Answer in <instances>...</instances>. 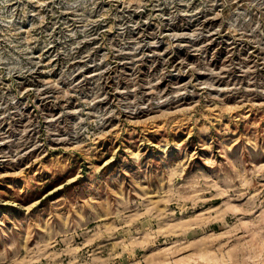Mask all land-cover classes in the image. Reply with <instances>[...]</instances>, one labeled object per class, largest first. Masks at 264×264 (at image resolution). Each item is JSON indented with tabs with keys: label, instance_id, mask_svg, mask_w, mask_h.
<instances>
[{
	"label": "rangeland",
	"instance_id": "1",
	"mask_svg": "<svg viewBox=\"0 0 264 264\" xmlns=\"http://www.w3.org/2000/svg\"><path fill=\"white\" fill-rule=\"evenodd\" d=\"M253 3L0 2V253L20 248L2 264H56L53 246L71 258L81 243L106 245L91 264H264V233L218 230L242 210L215 166L224 146L264 165V16ZM202 182L213 192L201 196ZM189 198L201 216L157 226Z\"/></svg>",
	"mask_w": 264,
	"mask_h": 264
},
{
	"label": "clouds",
	"instance_id": "2",
	"mask_svg": "<svg viewBox=\"0 0 264 264\" xmlns=\"http://www.w3.org/2000/svg\"><path fill=\"white\" fill-rule=\"evenodd\" d=\"M0 2L5 5L9 2V0H0ZM231 2H235V0H231ZM251 7H255L257 11H260L261 15L264 16V0H255V3L249 6V10ZM264 23V20L261 21ZM206 87H212V85H207ZM175 95L168 97V100L175 99ZM163 101L157 99L152 103L153 105H157ZM82 151L81 155L86 156L89 163H91L93 157L88 155L90 148L84 149L83 145L79 146ZM178 148H181L180 145H177ZM252 147L255 148V144H252ZM181 150H183L181 148ZM230 146H224L220 149V154L223 155L224 159L220 165H215V160L206 161V163H210L219 168V173L217 176V188L223 186L224 188V197L227 199L229 203H235L237 207H239L242 211L237 213L236 215H229L226 219H222L218 225V230H225L227 228L234 227L239 228L244 224H251L253 227L257 228L261 233H264V165H252L249 166L246 164L243 159L239 155L233 156L231 159L229 158ZM140 153H131L129 152V156L139 159ZM115 159V156L112 157ZM184 164H187V161H184ZM99 172V168L96 169ZM244 177V180L241 179ZM76 179V177H73ZM158 179L161 181H165V177L161 176ZM71 181H69L70 183ZM189 182V178L184 176L178 177V183L176 187L181 190L187 188ZM197 192L202 196L206 192H213L211 187V183L202 182ZM214 194V193H213ZM123 199V197H120ZM38 203V202H37ZM133 204L137 202H132ZM196 205L192 202L186 201L182 204H178L175 211L169 210L165 213V216L160 217L161 224L157 225L158 227H162L163 223H169L173 221L183 220L184 214L186 213L188 217H199L203 213L196 212ZM51 223V222H50ZM69 227L72 225L69 224ZM47 227V225H46ZM151 227L150 225L148 226ZM193 227L199 228L198 224L193 222ZM78 228V225H77ZM131 231L139 232L140 235H144L146 229L144 227H137L131 229ZM74 235H79L81 239H85L87 237V232L79 231L74 232ZM200 236L199 232H194L193 237L198 238ZM59 243V241H57ZM106 248V245H97V248L89 251L87 247L81 243L80 245V254L75 257L68 258L67 254L60 249H57L53 246V252L48 255L51 256V259L56 262V264H91L89 257L93 256L94 252H102ZM20 253V248L16 244L9 245L4 249L3 253L0 255L8 256H16ZM2 264V262H0ZM7 264H13L11 259L7 260ZM126 264H140V261L136 257H130Z\"/></svg>",
	"mask_w": 264,
	"mask_h": 264
}]
</instances>
